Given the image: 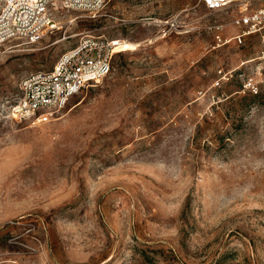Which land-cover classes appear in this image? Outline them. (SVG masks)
<instances>
[{
	"label": "rangeland",
	"instance_id": "1",
	"mask_svg": "<svg viewBox=\"0 0 264 264\" xmlns=\"http://www.w3.org/2000/svg\"><path fill=\"white\" fill-rule=\"evenodd\" d=\"M236 14L108 0L0 49V262L264 264V80L243 64L259 44L214 40ZM88 35L117 45L111 74L48 124L11 120L20 81ZM219 70L233 77L212 88Z\"/></svg>",
	"mask_w": 264,
	"mask_h": 264
},
{
	"label": "built area",
	"instance_id": "2",
	"mask_svg": "<svg viewBox=\"0 0 264 264\" xmlns=\"http://www.w3.org/2000/svg\"><path fill=\"white\" fill-rule=\"evenodd\" d=\"M108 0H3L0 5V49L10 43L35 45L52 33L62 29L61 20L67 13H80L95 19ZM254 0H198L211 12L235 9L237 14L230 25L235 32L223 36L222 25H214L216 45H244L254 37L259 50L254 59L259 63L257 74L264 80V6L251 9ZM115 52L113 41L88 35L60 55L50 71H38L20 81L18 92L9 107L10 119H32L39 124L55 120L70 100L83 91L106 79L112 70ZM242 76V75H239ZM230 72L218 71L212 88L229 81ZM260 81L246 76L241 83L243 92L259 93ZM0 264H18L16 261H1Z\"/></svg>",
	"mask_w": 264,
	"mask_h": 264
},
{
	"label": "bare ground",
	"instance_id": "3",
	"mask_svg": "<svg viewBox=\"0 0 264 264\" xmlns=\"http://www.w3.org/2000/svg\"><path fill=\"white\" fill-rule=\"evenodd\" d=\"M59 42H60V41H59ZM114 45H115V52H116V50H117V49H116V48H117V45H116L115 43H114Z\"/></svg>",
	"mask_w": 264,
	"mask_h": 264
},
{
	"label": "trees",
	"instance_id": "4",
	"mask_svg": "<svg viewBox=\"0 0 264 264\" xmlns=\"http://www.w3.org/2000/svg\"><path fill=\"white\" fill-rule=\"evenodd\" d=\"M245 264H247V263H245Z\"/></svg>",
	"mask_w": 264,
	"mask_h": 264
}]
</instances>
